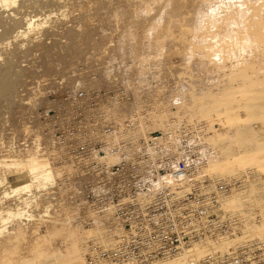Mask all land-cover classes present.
Wrapping results in <instances>:
<instances>
[{
  "label": "rangeland",
  "instance_id": "374dc122",
  "mask_svg": "<svg viewBox=\"0 0 264 264\" xmlns=\"http://www.w3.org/2000/svg\"><path fill=\"white\" fill-rule=\"evenodd\" d=\"M61 1L64 2L63 8H58L59 0H0V165L2 163L0 166V252L6 250L11 256L15 255V259L18 260L23 246L28 244V237L35 236L34 229H40L44 234L47 227L46 221L49 220H55L58 224V220L63 219L66 226L72 224L70 222L72 221L70 201L68 196L64 195L66 190L62 189L63 191L60 192V187H65L69 192L71 190L69 186L62 183L60 169L57 170L59 177L53 176V170L48 173L41 166L43 172L40 168L36 170L32 168L14 169L6 164L4 156L10 154V140L19 139L20 131L23 128L25 129L23 131L28 134L27 140L37 144L32 148L26 146L24 150L31 149V155H35L41 153V146L43 148L45 146L44 153L46 155L48 153L47 142L52 145L53 139L48 135L45 136L46 125L39 112L46 109L45 107H48L52 100L61 101L67 94H72L79 89L89 92L111 89L107 85L108 80L104 72L100 71L106 68L107 64L111 70H116L125 63L132 64L134 62L133 64L136 65L132 58L135 56L142 58L143 56L146 60L148 58L156 63L159 69L162 67L164 79L159 76V78L155 77L158 79L156 80L153 76L155 81L151 78L146 80L148 85L160 86L158 89H163L158 96L161 97V102L165 101L162 106L152 104L155 109L153 110L154 114L156 112L157 116L161 117L159 114L165 113L164 117L159 119L160 122L154 131L167 128L169 122L170 124L172 122H187L200 124L204 137L211 133L213 135L214 128L220 129V121L211 120L202 112V109L206 108L209 103L211 105L215 98L238 91L242 87L245 90H253L248 99L246 94H234L235 100L228 107L235 114L229 121V126L225 129L221 127L227 132L222 136L224 141L210 143L204 140V147L208 148V158L204 157V159L206 162L208 161V165V163L223 161L226 159L225 156H243L250 162L248 168H250L251 178L258 177L259 173L263 174L264 169H259V167L264 164V36L260 40L248 32L249 27L245 23L246 17L242 16V8L236 10L233 5L229 15L219 19V25H222L221 31L218 33L214 31L215 26L211 27V29L214 28L211 30L214 31L213 34L211 31L206 33L185 31L186 29L182 27V24L185 23L183 22L185 20L184 12L171 20L168 17H162L163 8L159 0H148L144 5L142 0H137L139 12L144 11L145 14L154 16L153 19L146 15L142 18H125L123 14L129 10L128 0ZM258 1L260 0H256L257 4ZM251 3L254 4L255 0H250ZM81 9L85 11H81ZM261 9H264V0H262ZM165 11L171 13L174 10ZM190 14L187 13L186 16L191 17ZM251 14L253 13H249L250 16H248L254 15ZM113 19L114 22H112ZM117 22L119 27L116 25ZM45 24L49 25L52 30L50 35L45 34L42 30V26ZM153 24L154 28L151 31ZM170 25V30L174 32V35H176L175 32L178 33L177 35H182L181 31L184 32V36H181V39L184 38V40L177 45L176 43L173 45L176 39L172 38L170 41L166 37L167 26ZM193 25L206 26V23L194 19ZM175 27L176 30L182 27L179 30L180 33L175 30ZM112 29H115L114 32ZM4 30L5 34H3ZM107 30H111L113 33L108 34L109 37L106 36ZM139 30H143V38L146 37V39L144 38L146 41L147 38L150 39H148L150 43L145 41V47L151 50L154 45L156 50L153 48L151 51H144L141 49V47L144 48V45L139 47L135 45L136 41L141 38V34L137 33ZM130 31H135V33H129ZM135 34H138L139 38ZM156 36L166 38V40H161L163 41L161 46V43L158 42V44L151 43V41L157 40ZM130 37H133L132 40ZM104 38L106 39L104 40ZM185 38L190 39L191 42L185 41L187 40ZM181 39H177V41L179 42ZM94 40L100 44H94ZM129 40L131 43L127 48ZM183 42H185V47ZM109 44L110 47L107 48ZM150 46L151 48H149ZM102 47L107 52L97 49ZM103 52L107 55L106 59ZM146 52L148 54H144ZM96 55L98 56L96 57ZM104 59L108 63L104 62V64ZM178 65L181 71H178ZM182 65L186 66L188 70L194 68L191 71L193 72L192 76L191 72L190 76L183 73V70L187 68L184 67V69ZM164 69H169V71ZM170 69L173 71L170 72ZM90 73L97 76L95 85L78 79L79 75L82 77L84 74ZM243 75L245 76L243 77ZM249 78L256 82L249 85ZM162 84L166 85H163L165 88L162 87ZM120 85L125 87L129 93L126 85L122 83H118L115 89ZM133 85L135 90H138L135 93L138 96L142 95L144 84L136 82ZM129 97L128 99L131 101L133 97L131 99ZM41 98L45 101L36 109V104ZM135 102H137L136 108L133 105L134 107L127 108L130 112H127V109L122 112L121 121L131 119L135 114V117H138V114L147 116L151 113L152 106L145 98L136 97ZM124 112L128 117L124 115ZM26 115L28 117L35 116L38 122L42 121L41 124L39 123V126L36 123L34 126L30 125V121L28 123L26 120ZM142 117L139 120L141 122L138 121L134 127V132L138 137H143V132H152L143 131L145 129L141 127L147 125L151 118L144 119L145 116ZM177 117L179 120L182 118L181 121ZM138 123L142 125L140 126ZM11 132L16 135L10 134ZM49 156L50 154H47V159ZM50 162L51 158L49 157V165H51ZM52 165L57 169V165ZM237 179L242 182L239 188L247 184L245 180L244 182L241 178ZM257 183L258 186L263 185L264 187V178L258 180ZM79 223L81 224L80 221ZM86 224L84 221L85 227L90 228V225ZM25 243L26 245H24ZM57 247L55 245V248ZM30 261L27 260L26 263L30 264ZM39 261V258L32 257L31 264H38Z\"/></svg>",
  "mask_w": 264,
  "mask_h": 264
},
{
  "label": "built area",
  "instance_id": "2783aa9c",
  "mask_svg": "<svg viewBox=\"0 0 264 264\" xmlns=\"http://www.w3.org/2000/svg\"><path fill=\"white\" fill-rule=\"evenodd\" d=\"M128 95L121 85L79 89L39 112L62 183L89 213L85 224L100 220L109 238L87 242L86 263L264 264V208L251 213L256 233L248 236L244 219L223 205L242 182L207 173L201 125L136 138L131 119L104 108Z\"/></svg>",
  "mask_w": 264,
  "mask_h": 264
},
{
  "label": "bare ground",
  "instance_id": "6f19581e",
  "mask_svg": "<svg viewBox=\"0 0 264 264\" xmlns=\"http://www.w3.org/2000/svg\"><path fill=\"white\" fill-rule=\"evenodd\" d=\"M145 1H148V0H142L143 5H144ZM159 1L161 2L160 4L162 5V8H163L162 17H165V18L168 17L169 20H171V18L178 16L179 14H181V12H184V14H185L184 19L185 20L183 22H185V23L182 24V27L184 29H186L185 31L192 30L194 32L206 33L207 31L210 32L212 29L214 30V28L211 29V27L215 26L214 31L219 33L222 29V25H219L220 24L219 19L222 16L229 15L230 9L233 8V5H235L236 10L238 8L243 9L242 16L246 17L245 23L249 27L248 32H250L251 35L257 36L258 39L260 38V40L262 39V36H264V9L263 10L261 9L262 0L258 1V4L255 0L254 4L251 3L252 5L250 4V0H159ZM59 2L60 3L57 5L58 8H63L64 2H62L61 0H59ZM127 6L129 8V10H127L123 14V16L127 19H130L133 17H139V18L141 17L142 18V16H144V15H146L148 18L151 17V15L145 14L144 11H142L141 13L139 12L137 0H128ZM164 8H165V10H174V11H172L171 13L170 12L167 13L164 10ZM81 11H85V10L81 9ZM63 12H64V9H63L62 13ZM187 13L188 14L192 13V14H190L191 17H187L186 16ZM249 13H253L254 15L251 14L253 16L249 17L250 16ZM119 15H121V14H119ZM153 17L154 16H152L151 18L153 19ZM87 18H90V17L87 16ZM194 19L204 21L206 23V26H194L193 25ZM123 20H125V19H123ZM169 20H168V22H170ZM216 20H218V21L215 22ZM112 22H114V19ZM118 22L116 23V25L118 24ZM167 27L166 28L168 31L166 30V34H167L166 37L168 38V40H170V39L172 40V38L176 39V42L173 41L174 42L173 45L175 43L177 45V43L179 44V43H181V41L184 40V38H183V40L181 39L184 36L183 31H181L183 33L182 35H177L178 33L175 32V34L177 35L176 36V35H174V32L170 30L171 25L167 26ZM153 28H154V24L151 27V31L153 30ZM115 29H112V31ZM142 29H143V27H142ZM180 29H177L178 30L177 31L176 27H175V30L177 32H179ZM42 30L47 35H50L52 33V30L49 28V25H47V24L42 26ZM160 30H162L161 27H160ZM101 31H103V30H101ZM107 31H110V32H107ZM107 31H106V34H107L106 36H108V34L109 35L113 34V33H111V30H107ZM192 31H190V32H192ZM214 31L213 32L211 31V33L214 34ZM4 32L6 33L5 30L3 31V34H5ZM133 32L135 33V31H130L129 33H133ZM125 33H127V31ZM137 33L141 34V38H139L137 36L138 34L137 35L135 34L140 39V40L138 39L139 42H138V40L136 41L137 44H135V45H138V47L140 45L141 46L144 45L143 46L144 48L141 47V49H143L144 51L150 50V49L145 47L146 42L149 41L150 39L147 38V41H146L145 40L146 37H144L145 39L143 38V30H139ZM127 35L130 36V34H127ZM131 35L133 36V34H131ZM154 37H155V35L153 36V38ZM130 38L132 40L133 37H130ZM105 39L106 38H104V40ZM156 39L157 40H154V42L151 41V43L152 44H154V43L160 44L161 43L160 46L162 45V42H163L161 40H166V38L164 39V37H159V36ZM177 39H181V40H179V42H178ZM185 39H187V38H185ZM190 39H192V38L190 37ZM190 39L189 40L187 39L185 41L191 42ZM97 41H99L98 38H97ZM165 42H168V41H165ZM97 43L100 44L99 42H95V40H94V44H97ZM130 43H131V41L129 43L127 42V45H126L127 48L129 47ZM148 43H150V41ZM149 45H151V44H149ZM173 45H171V46H173ZM183 45L185 47V42H183ZM155 46H157V45H155ZM181 46L182 45L180 44V47ZM108 47H110V44H109V46H107V48ZM152 47L155 48L154 45ZM173 47H175V46H173ZM107 48H105V49H107ZM149 48H151V46ZM153 48H151V50H153ZM97 49L104 50L103 47L97 48ZM119 50H121V49H119ZM154 50H156V48ZM105 51L106 50H104V52ZM104 52H103V55H104V58L106 59L107 55H105L106 53L104 54ZM153 53H152V55H153ZM144 54H148V52H146ZM100 55H102L101 52H100ZM97 56L98 55H96V57ZM140 56H142V55H140ZM150 58H152V57H150ZM105 59H104L103 63L104 62L108 63V61H106ZM132 60L136 62V65L133 64L134 62L132 64L125 63V64H122L121 67H118L116 70H113V69L111 70L109 67V64H107L106 68H103L102 70H100V71L104 72V75L108 80L107 85L111 89H115V86L118 83L125 84L129 90V93H130V94L128 93L129 94L128 96H130L129 98L131 99L133 97V99L131 101L128 99L127 101L123 100V102H111V104H108V103L105 104V106H104L105 111L108 114H110L114 119L120 120V121H121V118H123V117H121L122 112L126 111V109L129 107L130 108L134 107L137 104V102H135L136 97L139 98L141 96V97L145 98V100L149 104H151V106H152V104L161 105V106L165 104V101L162 100V102H161V97L158 96L161 94V91L163 89L162 90H161V88L158 89L160 86L155 87V86L148 85V82L146 81V80H149L150 78L151 79H154L155 77L159 78V76H161L162 78L164 77L163 76L164 71L163 70L161 71V69H162L161 65H160L161 69H159V67L157 66L156 63H154L153 61H151V59H148V58L146 60L145 57H143V56H142V58L135 56L134 58H132ZM99 62L101 63V61H99ZM138 62H140V63L137 64ZM155 62H156V60H155ZM103 66H105V65H103ZM168 67L171 68V66H168ZM175 67H177V65H175ZM184 67H186V66H183V68ZM166 68H167V66H166ZM179 68H180V66L178 67V69ZM193 69H191V70L189 69L190 70L189 71L187 68V69L183 70V73L186 74L187 76H190V72ZM167 70L169 71V69H166L165 71H167ZM173 70H174V68H173ZM173 70L170 69V72ZM176 70H177V68H176ZM178 71H181V70L179 69ZM174 73H176L177 75L179 74L178 72H174ZM192 73L193 72H191V76H192ZM165 74H166V72H165ZM195 75H197V74H195ZM153 76H154V78H152ZM244 76L245 75H243V77ZM78 77H79L78 78L79 80L84 81L85 83H90L92 85H95L97 83L96 82L97 76L95 74H91V73L90 74H84L82 77L80 75ZM185 78H186V76H185ZM155 79H154V81H155ZM156 80H158V79H156ZM189 81H191L190 78H189ZM249 81H250L249 85H252L253 83L256 82V80H254L252 78H249ZM136 82H140V83L144 84V86H145V88L143 89V94L140 96H138L137 93H135V92H138V90H135L134 85H133ZM184 83H183V85H184ZM163 85H165V84H162V87H164ZM178 86L182 87L181 85H178ZM189 87H191V86H189ZM94 91H96V90H94ZM252 92H253V90H249V89L245 90L242 87L238 91L226 93V95H223L220 98H215L211 102V105L209 103V105L206 108L202 109V112L205 115H207L208 117H210L211 120L214 119V120L220 121V123H219L220 126L223 127V129H225L227 126H229L228 125L229 121L232 119V116H234V114H235V113H232L228 107L229 104L235 100L234 94H236V95L246 94L247 99H248V98H250V94ZM252 96H253V94H252ZM43 101H45L43 98L39 99L38 103L36 104V109H37V106L41 105V103ZM167 101H169V100H167ZM135 108H136V106H135ZM153 110H155V109L152 106L151 113L150 114L147 113V114H149L147 116L144 115L145 116L144 119H146L147 117H149L151 119L148 120L150 122H147L148 123L147 125H144V127H141L143 129H145L143 131H154L160 122L159 119L161 117L163 118L164 117L163 115H165V113L159 114L161 116V117H159V116H157L156 112L154 114ZM128 111L130 112L129 109H127V112ZM124 115H126L125 112H124ZM135 115L133 116V118H131V120L134 123V127H135V124H137V122L139 120H141V117L143 116V115L140 116V114H138L139 116L135 117ZM224 115H226V116L224 117ZM171 117H172V115H171ZM177 118H175V119L177 120ZM152 119H153V122H151ZM173 119H174V117H173ZM181 119L179 120V118H178L179 121H181ZM26 120L28 123L30 121L29 124L32 126H34V123H36L39 126V123L41 124V122H42V121L40 122V120L38 122V120L36 119L35 116L28 117L26 115ZM176 120H175V122H176ZM139 122H141V121H139ZM171 124H175V123L172 122ZM171 124L169 122L168 127L162 128L161 131H167L170 128ZM165 125H166V123H165ZM42 126H43V123H42ZM221 127H220V129H221ZM220 129L214 128L213 135L211 133L210 135L205 136L202 139V144H203L204 140L209 141L210 143H217V142L221 143V142H223L224 137H222V136L225 134L226 131H224L223 129H221V130ZM23 130H25V129L23 128ZM23 130L20 131L19 139L13 138L10 140V150H9L10 154L4 156V159L7 162L6 164H8L9 167L14 168V169L32 168L33 170H36V169H39L41 166V168L48 173H50V171L53 170V172H54V173H52L53 176L59 177V173L57 172V170L59 171L60 168L57 167V169H55V167L52 165V162H50L51 165H49V157L50 156L47 159V154L48 155L50 154L52 147L55 144H53L51 142L52 143V145H51L47 142L46 150L48 153H46V155L44 153L45 146H44V148L41 146L42 151L40 154L36 153L35 155H31L32 150L31 149L30 150H24V147L28 146V147L32 148V147L37 146V144H35L33 141L27 140L26 137H28V134H26L27 132L23 131ZM133 131H134V129H133ZM143 133H142L143 137H146L148 135V134H145L148 132H143ZM10 134H14V136L16 135L15 133H12V132ZM43 134L45 135V133H43ZM134 134H135V132H134ZM226 134H227V132H226ZM45 136H47V135H45ZM135 136H136V138H141V137H138L137 134H135ZM44 139H47V138H44ZM36 142H38L37 139H36ZM44 142H46V141L44 140ZM208 145H209V143H208ZM204 146L205 145L203 144V156L207 159L208 158V155H207L208 154V152H207L208 148H205ZM43 153L45 156L43 155ZM205 153H206V155H205ZM131 157L132 156H129V158H131ZM225 157H226V159H224L223 161H218V162H215L212 164L208 163L206 171L209 175L215 176L221 180L241 178L243 181L245 180L247 182V184H245L243 187L239 188V190L235 189L228 196H226L223 199V205L227 210H229V211H231L237 215H240L244 219L245 225H246V233L248 236H252L253 234L256 233V230L254 228H252V226H251V222H250L251 213L256 211V210H263V208H264V187H263V185L258 186V183H257L258 180H261L262 178H264V172H262L263 174L259 173L258 177L251 178L249 175L250 168H248L250 162H249V160H247V158H245L243 156H239V157L238 156H235V157L225 156ZM114 158L115 157H113L112 160H114ZM47 160H48V162H47ZM116 160H117V158H116ZM41 164H43V165H41ZM0 166H2V163ZM41 168H40V170H41ZM259 169H264V164L260 165ZM261 171H263V170H261ZM60 188H61L60 192L62 189L66 190V193L64 195H67L68 200L70 201L69 202V205H71L70 212H72V215H71L72 221H70V222H72V224L66 226L64 224L63 219L58 220V224H57V221H55V220L46 221L47 227H46L45 233L42 234L40 229H38V230L34 229L33 232L35 233V236L33 237L30 235L28 237V239H27L28 244L27 245H26V243L24 244L26 246H23V251H22L21 256L18 260H17V258L15 259V255L11 256L8 251L2 250L0 252V264H25L27 260L32 261V257L35 259H38V258L40 259L38 264H87L86 260H85V248H86L87 242L90 239H95V240L100 241L104 244H107L109 242V238L105 234V226L103 225V223L100 220H96L94 225L90 226V228H86L84 225V221H85L86 216L89 215V213L87 214L83 210V208L81 206V202L79 201V199L75 196V194L72 191H70V192L67 191L68 189H66L65 187L64 188L60 187ZM79 202H80V204H79ZM111 220H113V219L111 218ZM79 221L81 222L82 225L79 223ZM25 240H26V236H25ZM55 243H57V244H55ZM55 245H57L58 247L55 248ZM206 249L207 248H205L204 250H206ZM52 259H54V260H52ZM31 261H30V264H31ZM26 264H28V263H26ZM160 264H180V263H179V261H172L169 263H160Z\"/></svg>",
  "mask_w": 264,
  "mask_h": 264
}]
</instances>
